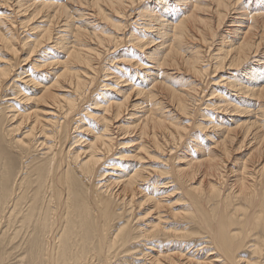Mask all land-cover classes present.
I'll return each instance as SVG.
<instances>
[{
  "label": "bare ground",
  "instance_id": "1",
  "mask_svg": "<svg viewBox=\"0 0 264 264\" xmlns=\"http://www.w3.org/2000/svg\"><path fill=\"white\" fill-rule=\"evenodd\" d=\"M0 118V264H264V0H0Z\"/></svg>",
  "mask_w": 264,
  "mask_h": 264
},
{
  "label": "rangeland",
  "instance_id": "2",
  "mask_svg": "<svg viewBox=\"0 0 264 264\" xmlns=\"http://www.w3.org/2000/svg\"><path fill=\"white\" fill-rule=\"evenodd\" d=\"M226 27H228V26H224V29L226 28ZM27 63H24V62H22V63H20L19 65H16L15 67H14V69L16 70L17 69V67H19V66H25ZM8 83H10V81L8 82ZM129 85V84H128ZM128 85H120V84H118V86L117 87H115V84H112V92H116V94H122L123 92H125V90L127 89V86ZM120 90V91H119ZM100 91H102V90H100ZM8 95H6V96H4L3 98H5V97H7ZM107 97H111L109 94H108V96ZM106 97V98H107ZM116 97L118 98L119 96H117L116 95ZM94 100V99H93ZM91 105H93V104H91ZM94 108H97V107H94ZM97 112H99L98 110H95V109H93V107H92V109H91V113H97ZM129 112H133V111H129ZM126 116L127 115H124V118H126ZM86 119H88L89 120V118H86ZM0 120H1V118H0ZM91 120V119H90ZM130 120H133V121H135L134 119H130ZM129 120V121H130ZM129 138V137H128ZM124 140H127V139H124ZM239 154V153H238ZM237 155V154H236ZM156 160H152V161H150V162H155ZM154 166H156V167H158V168H160L161 167V164H159V163H155L154 164ZM152 177H156L157 178V180H158V182H160V183H162V181H166V178H167V175H161L160 176V178L157 176V174H154V175H152ZM138 212H140V211H138ZM146 251H147V249H145ZM148 251H149V249H148ZM137 260H139L140 262H142L143 260H142V257H141V259H137Z\"/></svg>",
  "mask_w": 264,
  "mask_h": 264
}]
</instances>
